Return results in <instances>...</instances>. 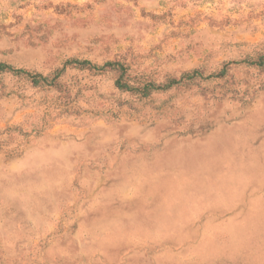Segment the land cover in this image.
I'll return each instance as SVG.
<instances>
[{
	"label": "rangeland",
	"instance_id": "1",
	"mask_svg": "<svg viewBox=\"0 0 264 264\" xmlns=\"http://www.w3.org/2000/svg\"><path fill=\"white\" fill-rule=\"evenodd\" d=\"M263 50L264 0H0V63L232 74L135 101L69 69L68 110L2 76L0 264H264Z\"/></svg>",
	"mask_w": 264,
	"mask_h": 264
},
{
	"label": "trees",
	"instance_id": "2",
	"mask_svg": "<svg viewBox=\"0 0 264 264\" xmlns=\"http://www.w3.org/2000/svg\"><path fill=\"white\" fill-rule=\"evenodd\" d=\"M235 64L264 68V50L255 51L254 54L235 62ZM69 69L88 72L92 76L111 74L115 87L120 92L129 94L135 101H145L155 94L166 93L173 89H183L190 86L200 87L203 83L214 79L221 80L232 77L229 64H224L215 72L206 73L203 68L196 67L183 71L179 76H168L162 81H157L144 74L135 73L125 58H114L99 64L88 59L71 57L61 67L54 69L48 74L35 72L28 68L16 67L9 63H0V83L3 82L2 76L9 74L39 90L54 88L64 94L65 101L62 108L63 110H68L74 100L71 90L64 86L61 80ZM122 106H125L124 103L119 104V107Z\"/></svg>",
	"mask_w": 264,
	"mask_h": 264
}]
</instances>
